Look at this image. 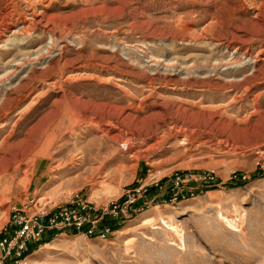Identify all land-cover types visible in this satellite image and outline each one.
Wrapping results in <instances>:
<instances>
[{
  "label": "rangeland",
  "instance_id": "rangeland-1",
  "mask_svg": "<svg viewBox=\"0 0 264 264\" xmlns=\"http://www.w3.org/2000/svg\"><path fill=\"white\" fill-rule=\"evenodd\" d=\"M28 141L0 237L28 198L157 197L28 264H264V0H0V157Z\"/></svg>",
  "mask_w": 264,
  "mask_h": 264
},
{
  "label": "built area",
  "instance_id": "built-area-1",
  "mask_svg": "<svg viewBox=\"0 0 264 264\" xmlns=\"http://www.w3.org/2000/svg\"><path fill=\"white\" fill-rule=\"evenodd\" d=\"M177 176L173 190L184 183ZM148 184H140L121 200L111 202L100 209L93 201L79 193L74 194L64 206L53 208L44 197H32L12 207L6 232L0 237V264H28L31 247L41 243L48 235L53 238L60 233L83 232L86 236L108 238L114 233V224L107 217L127 216L134 206H149L157 201L155 196L146 200ZM179 193L172 200L181 199ZM169 198H172L171 196ZM140 208V209H142Z\"/></svg>",
  "mask_w": 264,
  "mask_h": 264
},
{
  "label": "bare ground",
  "instance_id": "bare-ground-1",
  "mask_svg": "<svg viewBox=\"0 0 264 264\" xmlns=\"http://www.w3.org/2000/svg\"><path fill=\"white\" fill-rule=\"evenodd\" d=\"M191 1H194L195 0H191ZM203 2V1H202ZM260 77H254V78H250V79H247L246 82L242 85V86H246L248 88V86H255L257 81L259 80ZM243 88V87H242ZM246 88V89H247ZM248 90V89H247ZM235 97V96H234ZM254 103H255V107H259V105L261 103H263V99L262 97L260 98H256L254 100ZM113 124V123H112ZM110 137V136H109ZM112 137V136H111ZM115 138V137H114ZM121 141V140H120ZM32 142H27L26 143V147L22 150H19L18 152H16L15 156L12 158V157H8L7 155L5 156H2L0 157V175H8L9 174V171L11 169H15L17 168V166H14V161L18 160H23L25 158V156L30 153V151H32L31 149L33 148V150L35 149L33 143L31 144ZM40 143V142H39ZM30 145L32 147H30ZM42 145V144H41ZM48 145V144H46ZM37 149V148H36ZM45 148V145H42L40 147V149L36 152L38 156H44V157H49V158H53V154L49 153L48 150ZM65 149V148H64ZM63 152V151H61ZM58 154V153H57ZM25 162V161H24ZM18 163V162H17ZM21 165V164H20ZM3 175V176H4ZM225 219V218H224ZM166 223V222H165ZM167 224V223H166Z\"/></svg>",
  "mask_w": 264,
  "mask_h": 264
},
{
  "label": "trees",
  "instance_id": "trees-1",
  "mask_svg": "<svg viewBox=\"0 0 264 264\" xmlns=\"http://www.w3.org/2000/svg\"><path fill=\"white\" fill-rule=\"evenodd\" d=\"M244 183H245V180H239V181L235 182V184H236L237 186H241V185H243ZM52 239H53V236H52V235H48V236H46V238H44V240H43L41 243H39V244L36 245V246H33V247L31 248L30 252L36 250V249L39 247V245H42V244L48 243V242L51 241ZM30 252H29V253H30Z\"/></svg>",
  "mask_w": 264,
  "mask_h": 264
}]
</instances>
